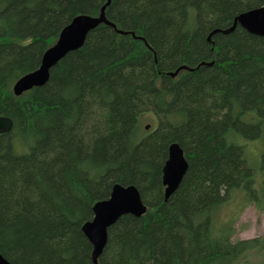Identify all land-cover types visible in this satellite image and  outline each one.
<instances>
[{
    "label": "trees",
    "instance_id": "trees-1",
    "mask_svg": "<svg viewBox=\"0 0 264 264\" xmlns=\"http://www.w3.org/2000/svg\"><path fill=\"white\" fill-rule=\"evenodd\" d=\"M105 3L0 0V116L13 122L0 134L1 256L93 264L81 227L115 184L134 186L147 210L108 228L97 264H236L264 249L260 238L232 242L231 225L212 228L233 190L264 210V154L256 186L238 143L264 135V37L239 24L223 33L264 0H110L109 24L90 31L44 86L15 97L13 83L72 18L97 17ZM143 115L156 122L145 134ZM172 143L187 170L165 200Z\"/></svg>",
    "mask_w": 264,
    "mask_h": 264
},
{
    "label": "water",
    "instance_id": "water-1",
    "mask_svg": "<svg viewBox=\"0 0 264 264\" xmlns=\"http://www.w3.org/2000/svg\"><path fill=\"white\" fill-rule=\"evenodd\" d=\"M109 4L110 0H106L97 17L85 14L73 17L60 31L55 43L45 50L38 67L22 75L13 83L11 87L12 94L19 97L33 88L44 86L48 81L50 70L68 53L79 49L90 31L100 24H109L104 13ZM237 24L250 34L264 37V7L239 15L234 19L232 27L227 31H223V33L232 31ZM218 32L219 30H215L211 35ZM187 69L185 66L181 67L170 75L175 77L180 70ZM12 127L13 122L10 118L0 116V134L9 133ZM186 170L187 162L183 150L177 143H172L168 147V157L162 168L165 200L177 189ZM146 210L147 206L143 203L138 190L134 186L119 184L113 185L107 199L97 201L93 205L91 221L85 222L81 227L82 233L93 248L91 254L93 264H97V258L106 244L108 228L124 215L141 217ZM0 264L10 263L0 254Z\"/></svg>",
    "mask_w": 264,
    "mask_h": 264
},
{
    "label": "rangeland",
    "instance_id": "rangeland-1",
    "mask_svg": "<svg viewBox=\"0 0 264 264\" xmlns=\"http://www.w3.org/2000/svg\"><path fill=\"white\" fill-rule=\"evenodd\" d=\"M152 118V119H151ZM155 119L151 115L140 118V129L143 134L156 127ZM144 129V127H146ZM238 143L243 145L247 165L255 173L256 186L262 179L260 167L264 154V135L256 140L240 138ZM232 226L230 240H249L260 238L264 241V210L260 211L256 205L247 202V195L243 190H233L228 200L221 205L213 215L212 228L215 232H225ZM236 264H264V249L253 250L239 258Z\"/></svg>",
    "mask_w": 264,
    "mask_h": 264
}]
</instances>
